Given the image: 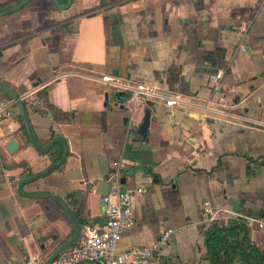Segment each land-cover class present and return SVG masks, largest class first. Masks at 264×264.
Returning a JSON list of instances; mask_svg holds the SVG:
<instances>
[{"label":"crops","instance_id":"obj_1","mask_svg":"<svg viewBox=\"0 0 264 264\" xmlns=\"http://www.w3.org/2000/svg\"><path fill=\"white\" fill-rule=\"evenodd\" d=\"M20 1L0 0V10ZM244 23L245 34L237 28ZM218 71L229 104L209 115V75ZM107 75L187 104L146 97L133 109L128 92L103 82ZM0 84L20 96L41 85L40 105L25 102L35 137L45 146L62 136L69 145L65 164L25 185V194H54L80 223L99 225L106 215L97 184L120 156L123 188L146 187L134 195L136 222L118 253L172 231L155 263L201 264L207 228L237 217L264 223V0H73L66 10L32 0L0 17ZM64 152L62 143L38 151L19 107L0 120V264L32 254L45 261L74 235L59 203L17 193ZM250 226L263 244L264 228Z\"/></svg>","mask_w":264,"mask_h":264},{"label":"built area","instance_id":"obj_2","mask_svg":"<svg viewBox=\"0 0 264 264\" xmlns=\"http://www.w3.org/2000/svg\"><path fill=\"white\" fill-rule=\"evenodd\" d=\"M249 25L241 24L238 30L245 34ZM243 51H246L242 47ZM224 71H218L209 75V85L212 95L203 106L206 114H222L229 104L228 98L223 91ZM103 82L113 86L119 92L129 93V102L133 109L146 97L163 98L167 107H176L187 104L178 96H164L161 89L143 83L125 82L118 76L107 75L102 78ZM43 88L41 85L33 87L21 94V100L39 106L41 101L38 94ZM18 105L12 98L0 97V120H7L15 114ZM133 118L131 117V126ZM125 167L123 158L113 162L109 175L111 188L107 196H102L105 215L108 223L100 233L99 225L87 223L82 227V237L78 244L60 254L50 264H156L155 258L159 257L168 243L172 231L165 232L160 239L151 246H137L124 253L116 251L117 245L123 235L135 225L134 195L146 192L145 186L134 189L123 188L121 171ZM208 213L211 211L208 209ZM238 218V217H237ZM257 222L260 228H264L262 221L248 219V223ZM44 258L40 254H32L14 264H43Z\"/></svg>","mask_w":264,"mask_h":264},{"label":"water","instance_id":"obj_3","mask_svg":"<svg viewBox=\"0 0 264 264\" xmlns=\"http://www.w3.org/2000/svg\"><path fill=\"white\" fill-rule=\"evenodd\" d=\"M30 1H32V0H21L20 2H18L16 5H14L12 7H9V8L4 9V10H0V17L9 15L11 13H14V12L20 10L22 7L27 5ZM52 2L54 3V5L57 9L66 10V9H69L71 7L73 0H66V3H64V4H62L59 0H52ZM0 91L7 93L10 96V98H12L16 101L18 107L21 110L22 116L24 118L29 138H30L32 144L38 149V151H40L41 153H44V154H48L51 152L53 146L57 143H62L64 145V148H65L64 155L58 162L54 163L49 169H47L41 173H37V174H34V175H31L29 177L24 178L22 181L19 182L18 187H17L18 195L23 197V198H27V199L47 198V199H52V200L56 201L57 203H59L64 208L67 215L69 216L72 223L74 224L75 232H74V235L71 237V239L62 243L43 263V264H50V262L55 260L60 254H62L66 250L70 249L71 247H73L79 243V241L82 237L83 225L79 222V220L74 215V213L70 210L68 205L60 197H58L54 194H51V193H47V192H39V193H35V194H25L23 192V187L25 185L33 182V181H36L38 179H41L43 177H46V176L52 174L54 171H56L60 167H62L65 164L67 158L69 157V145H68L67 140L62 136H57V137L53 138L52 141L45 146L41 145L35 137V134H34V131H33V128H32L28 113H27V110H26L25 103L21 100L20 96L17 93H15L13 90L9 89L8 87H6L2 84H0ZM149 121H150V114H147L145 120L143 121V123H141V125L139 127L140 133H142V134L146 133L147 128L149 126ZM110 188H111V183L109 182V177H108L106 180L98 182L96 193L100 196H107L109 191H110ZM107 223H108V217L107 216H105L103 219L100 220V223H99L100 233L103 232L102 229Z\"/></svg>","mask_w":264,"mask_h":264},{"label":"trees","instance_id":"obj_4","mask_svg":"<svg viewBox=\"0 0 264 264\" xmlns=\"http://www.w3.org/2000/svg\"><path fill=\"white\" fill-rule=\"evenodd\" d=\"M204 238L207 254L201 264H264V243L253 240L251 226L243 217L230 226L214 224L204 231Z\"/></svg>","mask_w":264,"mask_h":264}]
</instances>
